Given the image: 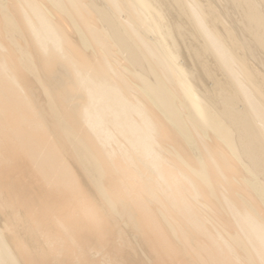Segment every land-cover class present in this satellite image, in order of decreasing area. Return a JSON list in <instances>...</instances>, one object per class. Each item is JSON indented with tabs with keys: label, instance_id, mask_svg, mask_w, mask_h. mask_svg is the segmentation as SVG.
Returning a JSON list of instances; mask_svg holds the SVG:
<instances>
[{
	"label": "bare ground",
	"instance_id": "6f19581e",
	"mask_svg": "<svg viewBox=\"0 0 264 264\" xmlns=\"http://www.w3.org/2000/svg\"><path fill=\"white\" fill-rule=\"evenodd\" d=\"M0 264H264V0H0Z\"/></svg>",
	"mask_w": 264,
	"mask_h": 264
}]
</instances>
